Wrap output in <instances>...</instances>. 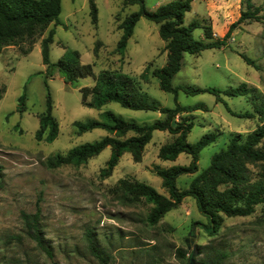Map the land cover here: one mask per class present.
I'll use <instances>...</instances> for the list:
<instances>
[{
  "label": "rangeland",
  "instance_id": "374dc122",
  "mask_svg": "<svg viewBox=\"0 0 264 264\" xmlns=\"http://www.w3.org/2000/svg\"><path fill=\"white\" fill-rule=\"evenodd\" d=\"M94 1L98 10L97 25L93 24L90 0H63L59 25L52 24L38 34L34 44L10 46L0 55V94H3L0 100V264H100L88 249L90 232L111 256L112 264H209L215 250L228 255L223 264H264V204L249 217H226L221 231L211 237L205 228L208 219L199 212L192 197L185 198L155 227L146 222L152 205L145 200L124 203L119 198L117 187L121 179L146 183L169 196L155 169L188 166L192 158L187 154L180 155L176 161L159 158L160 148L174 141L175 136L168 132H154L141 163H135L132 155L126 153L108 179L101 178L100 173L111 157V148L80 167L49 169L45 165L50 156L65 155L73 148L108 135L102 129L79 135L76 122L100 119L106 111L138 123L165 118L157 110L133 111L117 103L101 110L84 106L81 89L94 86L95 76L106 70L135 79L160 107L174 109L177 104L184 107L204 104L208 108L183 114L193 123L189 143L195 144L210 133L218 137L200 153L198 171L178 179L180 190L189 188L193 179L210 166L213 156L227 147L232 135L247 136L261 125L257 116H237L254 113L253 95L223 97L224 101L218 102L210 93L191 96L180 91L176 98L175 94L161 90L159 78L153 75L168 60L166 44L159 35L160 26L141 18L125 53L119 54L117 48L123 36L120 24L141 7L139 4L125 6L123 0ZM171 1L174 0H146L145 5L155 11ZM245 2L193 0L184 25L200 23L201 27L193 32L198 41H205L202 28L205 26L212 28L214 39L223 38L218 34L225 35L239 19L247 8ZM252 3L261 8L260 16L264 17V0H252ZM51 30H55L51 62H59L67 52H77L82 64L93 65L94 76L70 84L65 83L57 70H53V77H47L41 42ZM241 55L254 60L257 67L248 65ZM149 65L146 82L142 73ZM242 83L264 95V20L239 26L222 49L205 50L200 55L185 54L182 69L173 79L175 87L222 90ZM49 93L53 114L60 125L59 136L53 143L36 139ZM22 96L26 99L24 111L20 112ZM38 211L53 259L26 234L23 214L34 215Z\"/></svg>",
  "mask_w": 264,
  "mask_h": 264
},
{
  "label": "trees",
  "instance_id": "16d2710c",
  "mask_svg": "<svg viewBox=\"0 0 264 264\" xmlns=\"http://www.w3.org/2000/svg\"><path fill=\"white\" fill-rule=\"evenodd\" d=\"M123 1L125 6L139 4L141 8L139 12L131 14L120 24L119 29L123 31V36L117 48L119 54L125 53L140 19L146 18L152 21L160 26L159 35L166 43L165 50L168 53L166 66L153 72V75L160 80L161 90L175 94L176 98L180 91L191 96L210 93L217 97L218 102H223V97L253 95L254 113L237 116L241 118L257 116L261 125L247 136L232 135L227 147L213 156L210 166L193 179L189 188L180 190L177 187L178 179L198 171L200 153L215 143L218 137L217 134L210 133L204 135L195 144L189 143L188 136L193 129V123L183 114L199 109L208 110V108L204 104L192 107L177 104L174 109L160 107L157 102L150 100L135 79L117 71L106 70L95 76L94 86L81 89L84 106L101 110L110 103H117L133 111L157 110L164 114L165 118L153 123H138L126 120L112 111H106L100 119L76 122L75 127L79 135L96 129L105 130L108 135L98 141L73 148L65 155L50 156L45 161V165L49 169L68 165L80 167L99 156L107 148H111V157L100 173L101 178L108 179L113 176L115 168L126 153L132 155L135 163H141L154 132H168L175 136L174 141L160 148L159 158L163 161H176L182 154L192 158L188 166L155 169L169 196L160 194L146 183L121 179L117 187L119 198L124 203L133 204L145 200L152 205L146 222L148 226L155 227L166 214L178 208L185 198L192 197L196 200L199 212L208 219V224L205 226L207 234L211 237L216 236L221 231L226 217H249L255 213L258 206L264 204V95L247 83L222 90L191 86L175 87L173 79L182 69L185 54L200 55L205 50L224 48L239 26L251 21L262 22L264 20V17L260 16L262 10L256 7L252 0H246V10H243L239 19L230 25L223 38L214 39L212 28L205 26L202 27L205 41H198L194 38L193 32L201 27L200 23L195 21L189 26L184 25L186 13L192 10L193 0H174L158 7L155 11L146 8V0ZM62 2L63 0H0V55L10 46H17L20 43L34 44L38 34L47 30L52 24L59 25ZM90 3L93 24L97 25L98 10L94 0H90ZM54 35L55 30L49 31L41 42L42 62L47 67V77H53V70H57L65 83L70 84L81 78L94 76L93 65L82 64L77 52H67L59 62H51ZM95 52L97 54V48ZM241 56L248 65L257 67L254 60L246 55ZM149 69L150 65L142 73V79L146 82ZM46 86L48 87V82ZM2 98L3 94H0V100ZM25 99V96L20 98V112L24 111ZM59 133L60 125L53 114V100L49 93L47 110L40 118L36 139L53 143ZM40 216V211L34 215L23 214L26 234L48 258L53 259L52 250L41 228ZM87 242L90 253L100 264H112L111 256L100 247L99 240L93 233L87 234ZM227 257L226 253L215 250L209 257V264H223Z\"/></svg>",
  "mask_w": 264,
  "mask_h": 264
},
{
  "label": "crops",
  "instance_id": "0c3cea01",
  "mask_svg": "<svg viewBox=\"0 0 264 264\" xmlns=\"http://www.w3.org/2000/svg\"><path fill=\"white\" fill-rule=\"evenodd\" d=\"M208 5L210 6V4H209V3H208ZM218 36H219V37H222V36H224V34H222V33H219V34H218ZM165 44H166V43H165Z\"/></svg>",
  "mask_w": 264,
  "mask_h": 264
}]
</instances>
